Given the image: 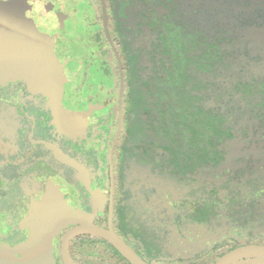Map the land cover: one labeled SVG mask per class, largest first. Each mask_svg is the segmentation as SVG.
I'll return each instance as SVG.
<instances>
[{"label": "trees", "instance_id": "trees-1", "mask_svg": "<svg viewBox=\"0 0 264 264\" xmlns=\"http://www.w3.org/2000/svg\"><path fill=\"white\" fill-rule=\"evenodd\" d=\"M105 1L111 40L125 79L124 129L114 152L118 196L124 200L119 179L125 169L116 168L124 157H132L179 183L200 182L191 188L194 198L183 202L176 213V223L196 222L210 230L216 222L226 221L236 229L256 232L264 216V71L257 69L263 56L250 42L264 39V2L255 1L245 11L239 8L241 0H223L220 5L199 0L193 8V0ZM101 4L90 1L103 27ZM100 37L117 92L119 64L105 32ZM114 102L111 106L118 117ZM5 124V119L0 120V128ZM101 144L108 146V152L111 140L101 138ZM22 147L14 148L18 158L31 150L30 144ZM12 170L10 166L0 174V182L11 184ZM6 187L0 184V189ZM158 230L148 232L153 235ZM234 233L214 241L188 264H214L237 247L261 245L242 244L239 231ZM144 246L153 248L150 240ZM180 260L163 263L181 264Z\"/></svg>", "mask_w": 264, "mask_h": 264}, {"label": "rangeland", "instance_id": "rangeland-1", "mask_svg": "<svg viewBox=\"0 0 264 264\" xmlns=\"http://www.w3.org/2000/svg\"><path fill=\"white\" fill-rule=\"evenodd\" d=\"M90 1L88 0L89 5ZM198 1L191 2L193 3L192 8L197 7ZM221 1L223 0H207L206 2L207 5H220ZM241 1L242 4L239 8L245 11L251 10L255 1L264 2V0ZM58 3L59 0H0V107H10L12 112L9 114L11 115L17 113L19 117L23 113L29 119L36 118L39 127L38 135L43 138L50 139L58 136L66 146L69 144L68 148H74L72 149L74 152L82 150L85 151V154L91 155V152H94V155L100 156L104 153L103 150L105 154L107 153V145L101 151L99 150L100 138L111 140L110 131L112 133V127L115 124V110L113 111L110 105L102 109H97L96 106L94 109L93 102L94 104L97 102L90 92L80 94L79 98L74 100L75 104L69 103L62 97H57V92L51 88L52 86L48 82L50 75L44 74L38 65V50L35 44V33L38 32V27L34 23L38 16L53 12ZM189 6L186 5L187 10L191 9ZM93 14L97 19L94 11ZM223 14L228 15L229 12ZM201 16L205 18V14L202 13ZM228 19L230 18H225V22ZM32 23L33 25H31ZM103 29L104 26L100 27L101 33L105 32ZM101 40L103 42L102 38ZM250 45L256 54H262L263 59L257 69L264 71V39L256 43L250 42ZM39 71L41 73L38 74ZM77 104L81 107L75 106ZM121 128L124 129V127ZM95 131L99 136H91V133ZM101 133L105 137H100ZM32 149L33 153L27 156L29 161H33L34 156L47 155V148L39 144L33 143ZM124 159V162H119L116 168L119 172L121 170L123 172L125 169L123 177L119 179L122 187L124 185L123 192L125 194L124 200H121L119 215L120 219L123 218L121 223L131 227L132 231L123 225L118 231L138 255L143 256L150 264H165L163 262L166 259H171L172 263L181 259V264H188L192 258L207 249L214 241L228 236H236L235 231H239L242 244L261 242V246H264V216L260 218L262 224L256 225L258 230L254 233H250L246 229H236L235 225L231 222H227V224L226 221H223V224L221 222L222 225L218 222L213 223L210 230H207L204 224L196 222L176 223L174 221L176 213L183 209L181 208L183 202L194 198L191 197V188L198 186L200 182L179 183L166 175L153 172L150 165L140 163L132 157L126 156ZM101 164L100 161L99 165ZM20 166L14 167L15 177L20 176V172L16 171V168L20 169ZM27 166L30 167L28 163ZM99 173L101 175L98 177H101V182L105 183L104 170L98 171ZM68 176L70 177V175ZM0 184L3 185V181ZM16 186H11L10 195L7 194L9 192L6 189H0V195H7L5 200L11 201V204L25 202L18 200L21 195L19 184ZM153 189H156V193H153ZM11 204L1 206L8 210L13 207ZM20 212L23 216L29 215H27V210ZM1 225L0 236L6 235L5 230H1ZM151 228L153 230L160 229L156 231V234L150 235L148 231ZM146 240H150L153 247L151 250L144 246ZM3 245L5 246V244ZM101 245L103 244L100 241ZM157 249L160 251L158 252ZM103 254L105 257V253ZM5 259L0 258V264H14L11 258ZM88 259V253L83 259L79 258L81 262H89ZM96 262L101 263L102 260L98 259ZM239 263L264 264V258L255 257Z\"/></svg>", "mask_w": 264, "mask_h": 264}, {"label": "flooded vegetation", "instance_id": "flooded-vegetation-1", "mask_svg": "<svg viewBox=\"0 0 264 264\" xmlns=\"http://www.w3.org/2000/svg\"><path fill=\"white\" fill-rule=\"evenodd\" d=\"M93 17L95 19L94 14ZM37 18L34 24L37 25L39 31L40 26L37 23ZM95 20L97 22V19ZM31 25H33V23ZM37 33L38 32L35 33L36 48L38 47ZM99 34L101 35L100 28ZM102 46L105 49L104 40ZM73 51L77 52L75 50ZM50 71L52 73H49ZM50 71L43 73L48 74V76L50 75L49 80L54 81L56 79V72L54 70ZM52 75L54 76L51 79ZM112 86L113 80L111 75V87ZM112 90L114 99L109 105L114 111L115 107H112L111 104H115L114 101L117 100V111L119 113V89L116 92L112 87ZM90 93H92L93 99H96L97 102L96 104L93 102V108L95 109L96 106L99 105V98L93 92ZM58 95L57 97H60ZM79 95L80 94L76 95L75 99L79 98ZM75 106L81 107L78 104ZM10 112H12L10 107H0V120H6V124L0 128L2 130L0 132L3 134L0 136V151L5 152L0 154V174H5V170L10 166L13 167L14 170L15 166L21 165L20 169L19 167L16 168V171L20 172V176L15 177L14 171L12 170L13 173H11V176H13V179L11 184L7 182L6 184L5 181H3V185L7 186L6 190L9 192L12 185L16 186L19 184L21 197L18 200L25 202L11 204V201L5 200L7 195H0V224H2L1 230L4 229L6 232V235L0 236V244L2 245L0 248V258H11L14 264H32L30 249L27 245H32V243L36 241L33 244L34 253L39 255L40 259L46 258L48 264H64L60 252L63 235L75 226L87 224L92 217V223L95 226L109 230L111 207L113 210L112 227L114 232L134 250L118 231L121 230L120 226L123 225L121 223L123 218L120 219L119 215L121 199L118 196L120 187L115 177V153H113L112 156L114 178L111 175L110 169V148L116 136L118 122L116 123L115 130H113L112 133L110 131V135L113 137L111 138L109 151L106 154L103 153L98 156L94 155V152H91V155L85 154V151L82 150L74 152L72 151L74 148H68L69 144L66 142L68 144L66 146L64 141L58 138V136L51 137L50 139L43 138L38 135L39 127L36 118L29 119L28 116L26 117L23 113L18 117L17 113L11 115L9 114ZM118 119L119 115L115 117V121H118ZM114 126L115 124L113 127ZM3 129L7 132L6 135ZM26 139L29 140V142H27ZM33 143L46 147L47 155L42 154L41 156H34V160L29 161L27 156L33 153ZM25 144H30L31 150L21 154V157L18 158V154L16 153L17 150L14 148L20 149L22 145ZM101 148H103L102 144L100 145V151ZM2 155H4V157H1ZM92 161L95 163H92ZM100 161L102 163L101 165H99ZM26 162L30 167L27 166ZM102 169L105 174L103 177L106 178L105 183L101 182V177H98L101 175L100 173L98 174V171ZM84 172L89 179V188L86 187ZM67 174L70 175V177ZM113 180L114 183L112 182ZM7 194L10 195V193ZM8 204L13 205V207L6 210V208L1 206H6ZM29 204L33 205L31 206ZM26 210L28 212L27 215L29 214L27 217L23 216L20 212ZM52 220L59 224L57 225L58 230L51 241L47 242V244H43L45 236L44 227L48 226ZM124 221H126V219H124ZM123 226L126 228V225ZM37 233H39V235L35 237ZM100 241L103 244L101 246ZM83 243L85 244L83 245ZM3 244H5V246ZM69 246L70 255L76 264H130L110 241L98 234H77L70 240ZM3 248H5V250H2ZM86 253L89 254V262H81L79 258L83 259ZM97 253L98 255L96 256ZM103 253H105V257H103ZM136 254L138 255L137 252ZM138 256L145 260L143 256ZM98 259L102 260V262H96ZM145 261L148 262L147 260Z\"/></svg>", "mask_w": 264, "mask_h": 264}, {"label": "water", "instance_id": "water-1", "mask_svg": "<svg viewBox=\"0 0 264 264\" xmlns=\"http://www.w3.org/2000/svg\"><path fill=\"white\" fill-rule=\"evenodd\" d=\"M103 5L104 29L107 39L115 52L119 64L120 85L119 119L116 136L110 148L111 175L113 177L112 156L114 148L122 126V95L124 90V70L123 64L114 42L111 40L108 27V11L105 0H101ZM40 29L36 35L38 39V65L43 72L54 70L56 79L48 80L51 88L64 100L75 104V96L83 92H93L99 98L98 109L108 106L114 99L111 87V75L105 65L103 42L99 37V26L93 17V13L87 0H59L57 8L44 16L37 18ZM73 50L77 51L74 52ZM41 73L40 71L38 74ZM49 73H52L51 71ZM46 74V73H44ZM86 187L89 188V179L84 172ZM114 178V177H113ZM114 183V180L112 181ZM114 189V188H113ZM110 229L105 230L92 223L93 217L87 224L75 226L69 229L62 237L61 256L64 264H76L70 255V240L80 233H94L103 236L110 241L130 264H149L140 258L129 245L114 232L112 227L111 207ZM59 225L52 220L48 226L44 227L45 236L43 244L54 238ZM39 235V233L35 234ZM27 245L31 253L32 264H48L46 258H41L34 252V246ZM24 248V247H22ZM23 252V251H22ZM255 257L264 258V246L243 245L237 247L214 264H235L239 261Z\"/></svg>", "mask_w": 264, "mask_h": 264}, {"label": "clouds", "instance_id": "clouds-1", "mask_svg": "<svg viewBox=\"0 0 264 264\" xmlns=\"http://www.w3.org/2000/svg\"><path fill=\"white\" fill-rule=\"evenodd\" d=\"M88 1V0H87ZM99 26V25H98ZM150 264V263H149Z\"/></svg>", "mask_w": 264, "mask_h": 264}]
</instances>
